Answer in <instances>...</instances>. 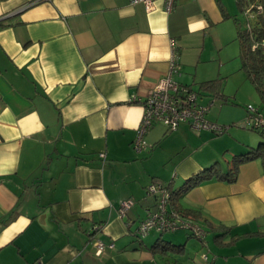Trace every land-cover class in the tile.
<instances>
[{
    "label": "crops",
    "instance_id": "0c3cea01",
    "mask_svg": "<svg viewBox=\"0 0 264 264\" xmlns=\"http://www.w3.org/2000/svg\"><path fill=\"white\" fill-rule=\"evenodd\" d=\"M239 1L176 0L167 13L164 0L152 11L129 0H0V264H264L260 159L242 164L234 182L204 180L175 196L169 208L198 212L188 218L204 240L186 230L136 234L157 210L150 185L180 190L217 163L228 172L253 149L245 134L223 148L218 135L188 124L175 132L155 124L147 148H134L144 109L131 99H145L168 74L172 40L177 80L201 104L218 102L217 118H207L223 123L229 82L249 80L235 62L240 43L237 55L224 52L239 42ZM249 1L243 8L264 7ZM127 200L134 205L122 216ZM160 240L170 244L164 251L153 248Z\"/></svg>",
    "mask_w": 264,
    "mask_h": 264
},
{
    "label": "built area",
    "instance_id": "2783aa9c",
    "mask_svg": "<svg viewBox=\"0 0 264 264\" xmlns=\"http://www.w3.org/2000/svg\"><path fill=\"white\" fill-rule=\"evenodd\" d=\"M43 0H36L41 2ZM157 0H129L132 5L144 4L148 11L155 9ZM176 0H164L167 13L174 9ZM262 5L251 6L245 10L247 17V27L250 28L249 20L254 15L262 14ZM181 76L179 67V55L177 44L172 40L171 58L168 74L160 80L158 85L151 90L145 99L132 98L131 102L139 101L144 109L142 122L137 132L134 148L141 152L147 148L145 141L146 133L155 125H164L169 132L177 131L182 124H188L195 131H209L218 136L223 135L229 130L228 126L213 123L208 120L214 103L203 105L200 103V95L191 87L182 85L177 77ZM242 127L254 131L264 129V112L249 105L247 116L242 122ZM147 193L157 199V210L148 213V216L140 222L136 234L140 238L146 237L152 230L159 232H175L178 230H188L193 236L204 240L206 231L197 223L183 217L179 212L169 208L171 193L162 185L152 184L147 188ZM134 205L133 200L123 202L120 213L125 216L128 210ZM97 230L99 228H96ZM106 246L104 243L97 242V255H101ZM207 259V256H203Z\"/></svg>",
    "mask_w": 264,
    "mask_h": 264
},
{
    "label": "trees",
    "instance_id": "16d2710c",
    "mask_svg": "<svg viewBox=\"0 0 264 264\" xmlns=\"http://www.w3.org/2000/svg\"><path fill=\"white\" fill-rule=\"evenodd\" d=\"M239 2L242 11H244V9L246 10V7L243 8V0H240ZM253 3L254 2L251 1V3H249V6L255 7L259 5ZM247 22L248 20L246 21L245 24H243L239 20V18H236V25L238 29V40L241 48L240 57L242 60V69L246 72L248 79L254 85L256 91L258 92L261 99L262 108L264 109V11L262 14L254 15V17L251 20H249L250 28L247 27ZM209 84L211 83H206L204 85L207 86ZM255 132L264 134V129L257 130ZM260 157L264 158V143H261L255 149H251L250 152H248L247 154H243L235 157L234 160L231 162V167L229 168V171L226 173H223L221 171L220 165L217 163L211 168L206 169L204 172L190 178L180 190L172 192L171 190H169L168 187H165L171 193L170 204L173 205L175 196H181L187 193L190 189L198 186L204 180L218 178L221 180H227L228 182L236 181L239 167L246 162L259 159ZM171 210H175L179 212L183 217L187 219L191 217L193 219L194 218L197 219L199 216L198 212H193V211L182 212L178 210L176 207L172 208ZM152 231L159 232L157 230H152ZM188 232L191 233L190 231ZM159 233L164 234L163 232H159ZM168 245L170 244L163 243V241L160 240L153 248L164 251V249H167ZM171 247L175 248L176 250L182 248V246L178 247L173 245Z\"/></svg>",
    "mask_w": 264,
    "mask_h": 264
},
{
    "label": "rangeland",
    "instance_id": "374dc122",
    "mask_svg": "<svg viewBox=\"0 0 264 264\" xmlns=\"http://www.w3.org/2000/svg\"><path fill=\"white\" fill-rule=\"evenodd\" d=\"M248 7H250V6L248 5L246 7V9ZM236 11H237L239 20L243 24H245L247 21V17L245 15V9H244V11H240L239 7L236 6ZM232 48H235V50L237 49V51H235V55H237V52L239 50V42L234 40L233 42L228 44V47L226 48V50L224 52H226V54H229V57H232V53H230ZM240 60L241 59H236L235 62H237V61L239 62ZM236 79H238V77ZM236 79L233 77L231 79V81L229 82V85L227 88L228 91L231 93L230 94L231 95L230 101H232V103L230 105H233V107L232 108L230 107V109H229V110H231L230 112L227 111L224 113V115H226V116H224L223 123L219 122L220 125H225V126L229 127V130L227 132H225L221 136H218V138L221 139L220 141H218L219 146L223 147V148L227 147L228 141H229L228 138L230 136L233 135L235 137V134L242 133V134H245L251 138V142H253V149H255L261 143H264V134H261L259 132H255L254 130H251V129L243 128L242 122L247 116V107L249 105H252L253 107H255L257 109H260L263 112H264V109L262 108L260 96H259L258 92L256 91L254 85L250 82V80H248L246 82V85H242L241 87L237 88V86L235 84ZM236 93H238L239 97L234 99L233 97ZM214 102H215V104L212 105L211 112L209 113V116L216 119L217 118L216 115L218 113H220L221 110H220V105H217L219 103L216 102L215 100H214ZM227 116H229V117H227ZM161 152L162 151H159L157 158L153 161L155 164V167L159 168L160 170H162L163 167H165V165H163V162H164L163 161V153H161ZM224 155H226V154L221 155V157H222V163H223L224 167L226 168V166H227L226 159L228 157L225 156L223 158ZM259 159L264 164V158L260 157ZM154 232H156V231H154ZM169 233H173V232H166L163 234V236L164 237L168 236ZM200 257H202V256L200 255ZM200 257L198 258V261L202 262L203 260Z\"/></svg>",
    "mask_w": 264,
    "mask_h": 264
}]
</instances>
